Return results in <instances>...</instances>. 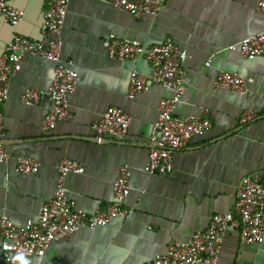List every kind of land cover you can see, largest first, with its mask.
<instances>
[{"label": "crops", "instance_id": "crops-1", "mask_svg": "<svg viewBox=\"0 0 264 264\" xmlns=\"http://www.w3.org/2000/svg\"><path fill=\"white\" fill-rule=\"evenodd\" d=\"M6 1L23 10L24 18L15 27L0 21V55L15 34L40 37L45 9L44 0ZM257 33H264V14L257 11L255 0H166L158 12L140 18L98 0L71 1L60 32L61 56L78 72L68 97L71 116L58 122L53 131H42V120L51 108L46 89L54 65L25 56L3 105V139L22 143L6 146L10 159L0 164V215L18 225L34 221L53 197L63 159L76 161L84 169L82 174L69 175L65 186L75 206L89 214L113 202L112 184L119 169L128 168L130 192L124 207L129 213L105 227L82 229L68 240L53 242L43 257L28 256L24 262L146 264L164 253L170 242H186L204 230L213 215L232 212L241 179L264 172V53L245 58L237 48L229 50ZM111 36L145 46L171 39L186 52L182 64L185 92L176 116L207 117L211 128L175 153L173 170L166 177L148 175L143 167L158 103L173 93L152 85L130 97L131 72L147 76L151 70L143 58L110 59L103 41ZM219 71L250 79L248 91L217 89ZM27 88L39 90L37 105L20 102ZM108 107L130 115L126 138L85 140L97 138L91 125ZM247 112L253 119L242 125L239 120ZM20 156L35 158L38 172L19 174L15 158ZM218 264H264V240L244 245L237 231L226 233Z\"/></svg>", "mask_w": 264, "mask_h": 264}, {"label": "built area", "instance_id": "built-area-1", "mask_svg": "<svg viewBox=\"0 0 264 264\" xmlns=\"http://www.w3.org/2000/svg\"><path fill=\"white\" fill-rule=\"evenodd\" d=\"M73 0H44L45 9L39 26L38 39L15 34L5 45L0 55V141L2 132L3 105L9 97L11 79L21 70L25 56H34L53 63V76L46 94L51 108L41 123L45 133L53 131L60 121L70 118L68 97L74 91L77 70L61 56L60 32L64 25L69 3ZM126 12L134 18L145 13L158 12L166 0H98ZM256 9L264 14V0H255ZM24 18V11L0 0V21L15 27ZM103 48L110 59L120 61L143 58L150 67L145 76L132 71L129 77L128 94L133 97L145 92L152 85L171 90L173 95L158 103V114L151 127L147 163L143 171L148 175L168 176L173 170V157L184 150L190 139L201 136L211 128L207 117L176 116V109L185 92L182 64L186 52L171 39L159 45L145 46L137 41H126L111 36L103 41ZM238 49L242 57L254 58L264 53V33L246 37L229 50ZM209 62L206 63L209 66ZM250 79L241 74L219 71L215 79L217 89H227L239 94L248 91ZM19 100L26 106H35L40 100L36 88L25 89ZM253 119L247 112L240 120L246 124ZM131 124L130 115L116 107H108L91 129L97 138L124 139ZM10 159L6 146L0 142V164ZM16 171L21 175L36 174L38 161L29 156L15 158ZM83 167L76 161L63 159L57 168V178L52 199L43 204L37 218L18 225L7 216L0 215V264H23L28 256L43 257L51 243L68 240L75 232L105 227L113 219L126 218L129 211L124 207L130 192V171L119 169L112 184L113 202L105 208L87 213L75 206L68 196L66 179L72 174H82ZM237 231L244 245H259L264 240V172L253 173L241 179L232 212L215 214L208 226L195 232L186 242H170L164 253L153 256L146 264H218L224 236Z\"/></svg>", "mask_w": 264, "mask_h": 264}, {"label": "water", "instance_id": "water-1", "mask_svg": "<svg viewBox=\"0 0 264 264\" xmlns=\"http://www.w3.org/2000/svg\"><path fill=\"white\" fill-rule=\"evenodd\" d=\"M85 140L92 141V142H107L106 138H86ZM2 145L9 146L13 144H21L22 140H11V139H3L0 141Z\"/></svg>", "mask_w": 264, "mask_h": 264}, {"label": "clouds", "instance_id": "clouds-1", "mask_svg": "<svg viewBox=\"0 0 264 264\" xmlns=\"http://www.w3.org/2000/svg\"><path fill=\"white\" fill-rule=\"evenodd\" d=\"M24 264H27V262H24Z\"/></svg>", "mask_w": 264, "mask_h": 264}]
</instances>
